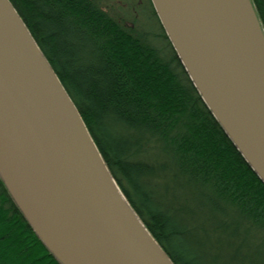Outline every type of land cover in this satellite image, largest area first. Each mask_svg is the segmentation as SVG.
<instances>
[{"label": "trees", "instance_id": "obj_1", "mask_svg": "<svg viewBox=\"0 0 264 264\" xmlns=\"http://www.w3.org/2000/svg\"><path fill=\"white\" fill-rule=\"evenodd\" d=\"M8 2L123 197L173 264H264V183L203 102L163 29L170 61L94 0ZM251 2L264 33V0ZM0 264H60L1 179Z\"/></svg>", "mask_w": 264, "mask_h": 264}, {"label": "water", "instance_id": "obj_2", "mask_svg": "<svg viewBox=\"0 0 264 264\" xmlns=\"http://www.w3.org/2000/svg\"><path fill=\"white\" fill-rule=\"evenodd\" d=\"M150 1L203 102L264 183V33L251 0ZM0 179L60 264H173L8 0H0Z\"/></svg>", "mask_w": 264, "mask_h": 264}, {"label": "rangeland", "instance_id": "obj_3", "mask_svg": "<svg viewBox=\"0 0 264 264\" xmlns=\"http://www.w3.org/2000/svg\"><path fill=\"white\" fill-rule=\"evenodd\" d=\"M106 10L116 17L125 26L140 29L141 34L152 43V45L168 61L172 59V54L167 41L163 37L162 28L157 21L149 3L143 2L140 7L138 0H108Z\"/></svg>", "mask_w": 264, "mask_h": 264}, {"label": "flooded vegetation", "instance_id": "obj_4", "mask_svg": "<svg viewBox=\"0 0 264 264\" xmlns=\"http://www.w3.org/2000/svg\"><path fill=\"white\" fill-rule=\"evenodd\" d=\"M94 1L99 5V7H100L103 11H105V12H107V13L110 14V12L106 10L107 5H106L105 0H94ZM106 1H108V0H106ZM146 1L149 3V5H150L151 8H152V5H151L150 0H138V4H139V6L141 7V6L143 5V2H146ZM152 12H153V8H152ZM111 14L114 15V13H111Z\"/></svg>", "mask_w": 264, "mask_h": 264}, {"label": "bare ground", "instance_id": "obj_5", "mask_svg": "<svg viewBox=\"0 0 264 264\" xmlns=\"http://www.w3.org/2000/svg\"><path fill=\"white\" fill-rule=\"evenodd\" d=\"M252 3V2H251ZM153 7V6H152ZM154 13H155V11H154ZM155 15H156V13H155ZM157 17V16H156ZM159 21V20H158ZM164 31V30H163ZM165 33V32H164ZM166 35V34H165ZM167 37V36H166ZM168 39V38H167Z\"/></svg>", "mask_w": 264, "mask_h": 264}]
</instances>
